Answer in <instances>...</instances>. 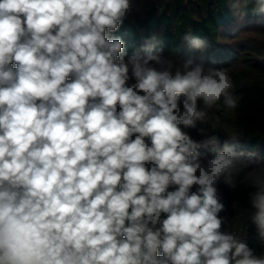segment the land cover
Instances as JSON below:
<instances>
[{"label":"clouds","instance_id":"obj_1","mask_svg":"<svg viewBox=\"0 0 264 264\" xmlns=\"http://www.w3.org/2000/svg\"><path fill=\"white\" fill-rule=\"evenodd\" d=\"M234 3L264 14V0ZM130 8L0 0V264H264L225 229L218 187L253 189L264 240V166L238 135L186 130L221 99L238 107L232 77L155 36L129 53L115 33Z\"/></svg>","mask_w":264,"mask_h":264},{"label":"trees","instance_id":"obj_2","mask_svg":"<svg viewBox=\"0 0 264 264\" xmlns=\"http://www.w3.org/2000/svg\"><path fill=\"white\" fill-rule=\"evenodd\" d=\"M189 31L208 41L206 50H193L183 41ZM115 35L125 41L129 53L155 36L164 55L225 69L233 80V95L242 97L238 107L229 109L221 99L208 110L205 123L198 122L196 128L186 130L196 140L217 135L221 144L230 135H238L234 150L253 153L264 166V14L255 11L254 5L237 6L234 0H131V8ZM198 129H204V136ZM218 187L225 205L220 215L228 218L225 229L237 208H245L249 213L247 243L256 254L264 253V240L251 222L249 193L253 189L245 184H238L234 190L222 183Z\"/></svg>","mask_w":264,"mask_h":264},{"label":"built area","instance_id":"obj_3","mask_svg":"<svg viewBox=\"0 0 264 264\" xmlns=\"http://www.w3.org/2000/svg\"><path fill=\"white\" fill-rule=\"evenodd\" d=\"M241 209H243L244 210L243 212L245 213V215L243 216V219H241L238 224L231 222L229 226L226 228V230H230V231H233L241 235V237L245 239L246 242H248V234H247L248 225L246 221L249 218V213L247 212L245 208H241Z\"/></svg>","mask_w":264,"mask_h":264},{"label":"rangeland","instance_id":"obj_4","mask_svg":"<svg viewBox=\"0 0 264 264\" xmlns=\"http://www.w3.org/2000/svg\"><path fill=\"white\" fill-rule=\"evenodd\" d=\"M243 211H244L243 209L237 208L236 218L233 220L232 223L238 224L240 222V220L243 219V216L245 215V213Z\"/></svg>","mask_w":264,"mask_h":264},{"label":"crops","instance_id":"obj_5","mask_svg":"<svg viewBox=\"0 0 264 264\" xmlns=\"http://www.w3.org/2000/svg\"><path fill=\"white\" fill-rule=\"evenodd\" d=\"M237 213V212H236ZM236 218V214H235V217L233 218V220ZM233 220L231 222H233Z\"/></svg>","mask_w":264,"mask_h":264}]
</instances>
